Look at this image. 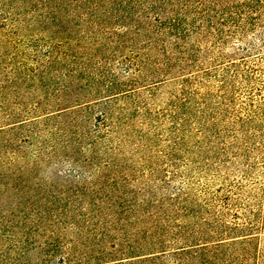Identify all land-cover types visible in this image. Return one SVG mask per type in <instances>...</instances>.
I'll return each instance as SVG.
<instances>
[{
	"label": "rangeland",
	"instance_id": "1",
	"mask_svg": "<svg viewBox=\"0 0 264 264\" xmlns=\"http://www.w3.org/2000/svg\"><path fill=\"white\" fill-rule=\"evenodd\" d=\"M114 1L0 0V264H264V0Z\"/></svg>",
	"mask_w": 264,
	"mask_h": 264
},
{
	"label": "trees",
	"instance_id": "2",
	"mask_svg": "<svg viewBox=\"0 0 264 264\" xmlns=\"http://www.w3.org/2000/svg\"><path fill=\"white\" fill-rule=\"evenodd\" d=\"M135 0H115L112 6L116 7L117 9V13L120 15V20L122 23H127L128 28H129V22L134 20L135 17V12L136 9L133 7V3ZM171 0H164V4L169 3ZM173 4V3H170ZM162 19V18H161ZM160 19V23L161 22ZM178 19H175V21H177ZM158 21V20H157ZM167 23V20H164V25ZM163 25V24H161ZM173 25V24H172ZM174 28V27H171ZM171 31H173V29H171ZM179 32V31H177ZM188 30H185L184 33L182 34L183 37L187 36L188 34ZM231 67H235L237 69L238 64L237 63H232V65H230ZM234 68V69H235ZM220 246H216L213 249H219ZM210 252V249L208 248V246H204V245H195V246H189V247H185L183 249H181L179 252H177V255L179 256H184V262L185 263H181V264H188L187 261L194 263H201V264H213V259H208L207 258V254ZM141 258V257H139ZM135 259V258H134ZM147 259V258H145ZM99 260H103V259H99ZM133 257L130 258H121V259H116V260H111V261H106V262H99L97 264H132L133 263ZM141 260V259H140Z\"/></svg>",
	"mask_w": 264,
	"mask_h": 264
}]
</instances>
